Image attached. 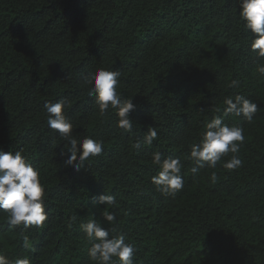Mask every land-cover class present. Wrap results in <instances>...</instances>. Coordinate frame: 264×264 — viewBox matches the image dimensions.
<instances>
[{
    "label": "trees",
    "instance_id": "obj_1",
    "mask_svg": "<svg viewBox=\"0 0 264 264\" xmlns=\"http://www.w3.org/2000/svg\"><path fill=\"white\" fill-rule=\"evenodd\" d=\"M237 10L236 0H0V148L23 149L40 170L49 212L42 227L25 230L10 229L0 211V254L98 264L80 224L107 210L117 217L105 222L111 234L135 246L133 264H264V58L250 50ZM100 67L120 71L118 91L133 97L131 132L115 110L99 115L88 95L82 75ZM238 94L259 107L251 122L224 112V99ZM64 98L73 135L104 142L79 171L64 166L69 145L47 125L45 102ZM217 115L244 129L243 165L193 174L189 145ZM149 126L157 139L135 149ZM157 151L184 165L174 197L151 182ZM105 192L114 205L95 202Z\"/></svg>",
    "mask_w": 264,
    "mask_h": 264
},
{
    "label": "clouds",
    "instance_id": "obj_2",
    "mask_svg": "<svg viewBox=\"0 0 264 264\" xmlns=\"http://www.w3.org/2000/svg\"><path fill=\"white\" fill-rule=\"evenodd\" d=\"M236 2L244 27L252 36L250 50L258 58H264V0H236ZM258 70L264 74V66H260ZM120 76L118 70L100 67L94 72L89 71L82 75V80L84 84L90 86L88 95L94 97L99 115L104 116L110 108L115 110L117 126L131 132L134 126L131 113L137 106L133 102V97L124 98L118 91ZM236 83L232 81L233 86ZM223 103L226 105L225 114L243 117L247 122L253 120L259 108L257 103L239 94L234 98L226 97ZM69 106L70 102L64 98L55 102H45L44 110L47 114L48 127L57 132L69 145L67 150L64 147L60 152L62 156L67 155V159L63 161L64 166H71L75 171H79L85 166L84 162L89 157L102 154L104 142L91 136H84L78 140L73 135L74 125L66 114ZM204 128L199 142L189 145V159L194 163L191 172L198 173L199 169L204 167L215 169L218 163H222V167L229 171L240 168L243 165L239 153L245 141L244 129L223 123V117L219 115L209 120ZM157 136L156 128L149 126L142 139L137 140L133 147L139 150L142 144L152 145ZM229 153L232 154L230 159L226 162L222 161V158ZM151 160L153 165L159 168L158 173L151 178L152 184L163 195L174 197L185 186L181 174L184 167L181 159L171 155L165 156L157 151L152 153ZM216 178L213 172L211 179L215 181ZM44 197L45 189L41 183L40 170L23 155V149L5 152L0 148V211L7 213L5 218L9 228L21 224L25 230L32 226L42 227L49 217ZM95 202L112 206L116 203V197L105 192ZM76 219V216H72L71 222H75ZM116 219L115 213L105 210L102 219L92 218L80 224L81 230L91 243L88 255L98 264H117V260L119 264H133L135 246L126 242L125 234H111L114 229L109 226ZM105 222L109 226H105ZM23 242L25 248L32 247L28 235H23ZM0 264H30V260L25 257L13 261L0 254Z\"/></svg>",
    "mask_w": 264,
    "mask_h": 264
}]
</instances>
